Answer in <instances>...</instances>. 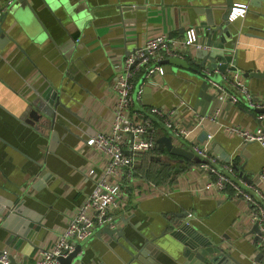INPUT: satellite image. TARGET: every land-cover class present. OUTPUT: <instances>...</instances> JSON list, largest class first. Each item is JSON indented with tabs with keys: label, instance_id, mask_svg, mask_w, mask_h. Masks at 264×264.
<instances>
[{
	"label": "crops",
	"instance_id": "1",
	"mask_svg": "<svg viewBox=\"0 0 264 264\" xmlns=\"http://www.w3.org/2000/svg\"><path fill=\"white\" fill-rule=\"evenodd\" d=\"M233 1L248 8L244 15L233 14V25L240 31L227 69L234 65L242 73H264V0ZM26 3L9 6L2 22L11 40L0 49V250H11L20 264H34L37 249L54 244L91 193L89 171L104 164L103 155L87 140L110 126L116 101L114 80L124 57L153 35L180 38L192 26L199 32L202 48L212 49L205 46L207 39L198 26L222 12L227 0ZM222 61L217 58L218 64ZM205 68L199 72L173 64L172 71L147 81L145 88L150 90L144 89L135 106L179 105L175 119L189 129V137L199 142L209 138L218 163L242 167L243 178L257 182L256 173L264 167V146L244 143L225 127L264 128L263 113L249 108L243 98L237 104L228 102L207 80ZM155 80L161 81L159 87ZM245 80L254 97L264 100V77ZM47 89L59 95L56 116L32 119L35 103ZM187 105L202 115L216 116L197 120ZM155 121L157 139L172 135L176 145L192 150L188 141ZM220 150L230 156V162L222 159ZM164 157L172 165L187 166L172 182L155 170ZM199 164L197 159L170 154L166 145L144 154L141 167L125 179L122 207L113 212L116 225L110 228H123L124 235L112 236L98 227L82 244L76 264H147L151 257L161 264H186L184 244L170 234L181 221L191 223L241 263L259 260L258 240L246 237L253 227L249 203L203 192L200 187L209 177ZM145 241L152 248L141 254ZM224 264L236 263L224 260Z\"/></svg>",
	"mask_w": 264,
	"mask_h": 264
},
{
	"label": "built area",
	"instance_id": "2",
	"mask_svg": "<svg viewBox=\"0 0 264 264\" xmlns=\"http://www.w3.org/2000/svg\"><path fill=\"white\" fill-rule=\"evenodd\" d=\"M17 1L0 0V21L8 7ZM247 8L246 3H236L233 14L244 15ZM199 38V32L193 26L180 38L169 37L164 33L156 34L124 57L123 67L117 71L114 80L116 101L112 108L110 126L87 140L89 146L103 155L104 164L100 170L89 171V178L93 182L91 193L77 206L67 227L54 244L37 249L34 264H60L59 257L68 256L78 243L89 239L98 227L116 225L113 212L123 205L125 179L134 175L144 154L156 151V118L162 121L174 136L188 141L192 150L206 160L199 164L201 170L209 177L200 187L203 192H215L233 199H244L249 203L251 226L257 224L259 227L258 249L262 252L261 258L253 264H264V167L256 173L257 182H249L236 171L233 163H218L211 152L209 138L199 142L189 137V129L175 119L179 105L151 106L148 109L135 106L143 98L147 81L151 82L153 77L164 74L163 65L159 62L170 56L184 57L190 48H202L203 44ZM142 68H145L143 81L136 83L135 76ZM217 74L221 76L220 81L214 79ZM204 75L228 102L237 104L243 98L251 109L264 107V100L254 97L242 72L230 68L223 72L216 67L205 68ZM153 84L159 87L161 81L155 80ZM187 107L191 111L190 115L197 120L216 116L202 115L192 106ZM261 118H264V113ZM225 130L241 136L244 143L258 142L264 146L262 126L251 130L238 124H229ZM256 235L257 232H252L251 229L246 237L256 238ZM11 255L12 251L8 248L1 250L0 263L10 264Z\"/></svg>",
	"mask_w": 264,
	"mask_h": 264
},
{
	"label": "water",
	"instance_id": "3",
	"mask_svg": "<svg viewBox=\"0 0 264 264\" xmlns=\"http://www.w3.org/2000/svg\"><path fill=\"white\" fill-rule=\"evenodd\" d=\"M27 0H18V3L23 4L24 6L28 4ZM25 3V4H24ZM22 5V7H24ZM234 1L227 0L226 8L223 11L216 13V17L209 18L208 21L202 22L199 24V28L202 30L201 37H206L205 46H213L212 49L208 50L205 48H199L195 51L189 50L187 53V57H176L170 56L166 59H162L159 63L163 65L164 73L168 71H172V65L188 67L189 69L197 70L200 72L199 68L214 69L218 67L221 71L225 72L228 67V63L233 61V51H236V37L239 36V28L233 25V12H234ZM15 6V5H14ZM16 7V6H15ZM18 9L13 12H17ZM21 12V11H20ZM19 12V14H20ZM5 13L0 21V49H3L6 44L11 40L9 34L3 28V19L6 16ZM227 39H229L230 47L227 48ZM229 50H226V49ZM231 49V50H230ZM221 57L222 62L218 64L217 58ZM200 60V62L198 61ZM210 61L211 64L206 66L207 61ZM192 62V63H191ZM167 63V64H165ZM230 69L236 71L238 68L236 66H232ZM242 75L244 78H249L252 76L264 77L263 72H243ZM214 79L220 81L221 76L219 74L214 76ZM145 91H149L150 87L144 88ZM55 91V92H54ZM42 97V98H41ZM40 97L41 100L35 103V109L32 112V119H39L41 115H46L50 118H54L56 116V109L59 105L58 99L59 95L56 90L47 89L45 93ZM258 112L264 113V107L255 109ZM206 136V135H205ZM206 137H203L204 141ZM202 139V138H201ZM207 139V138H206ZM164 145H166V149L170 154L181 156L185 159L194 160L197 159L198 163H202L206 161L204 158L196 154L193 150L185 148L183 146H178L173 141V136H162L157 139V146L159 149L163 150ZM216 149V147H215ZM218 150V149H216ZM222 153V159L230 162V156L220 150ZM219 151V152H220ZM243 172H241V175ZM246 178V177H244ZM107 232L109 235H114L118 233L119 235H124L123 228H110L109 226H104L103 230ZM257 232L256 240H260V231L257 224H255L252 228V232ZM97 234H100L98 232ZM170 234L180 240L184 246V254L189 261L186 264H224V260L235 262L236 264H243L237 258L232 256L226 249H224L221 245L214 244L209 238H207L204 234H202L196 227H194L189 222H178L176 223V227L174 230L170 232ZM88 240V239H87ZM86 240L77 244L76 248L69 253L66 257H59L60 264H76L79 258L80 251L82 249V244ZM150 241V240H149ZM149 241H145L146 244L142 246L140 252L141 254H146L147 248H152V245ZM1 253V250H0ZM139 255V254H138ZM136 256V259H142L140 256ZM262 256V252L259 254V258ZM147 264H161L155 258H149ZM1 264V263H0ZM10 264H20L17 262L14 256H10Z\"/></svg>",
	"mask_w": 264,
	"mask_h": 264
},
{
	"label": "trees",
	"instance_id": "4",
	"mask_svg": "<svg viewBox=\"0 0 264 264\" xmlns=\"http://www.w3.org/2000/svg\"><path fill=\"white\" fill-rule=\"evenodd\" d=\"M144 73H145V68H142L141 70H139L135 76L134 81L136 83H139V81L141 82L144 78ZM156 151L158 152V148H156ZM186 168H187V166H185L183 164L176 163V164L172 165V163H170L168 161L167 163H163V164L161 163V166L158 168H155V170H156V173L158 175H162V177L164 176L170 182H172V181H174V175H177V174L184 172ZM235 168H237L238 171L244 173V170L242 169V167H238L236 165Z\"/></svg>",
	"mask_w": 264,
	"mask_h": 264
},
{
	"label": "rangeland",
	"instance_id": "5",
	"mask_svg": "<svg viewBox=\"0 0 264 264\" xmlns=\"http://www.w3.org/2000/svg\"><path fill=\"white\" fill-rule=\"evenodd\" d=\"M144 161V160H143ZM169 161V159H168V157H164L160 162H159V164H155V166H157V167H160L161 166V163L163 164V163H167ZM145 162H147V163H151V162H149L148 160H146ZM141 165V164H140ZM138 166V167H141V166ZM150 165H152V164H150ZM160 165V166H159Z\"/></svg>",
	"mask_w": 264,
	"mask_h": 264
},
{
	"label": "flooded vegetation",
	"instance_id": "6",
	"mask_svg": "<svg viewBox=\"0 0 264 264\" xmlns=\"http://www.w3.org/2000/svg\"><path fill=\"white\" fill-rule=\"evenodd\" d=\"M12 6H14V5H12ZM12 6H11V7H12Z\"/></svg>",
	"mask_w": 264,
	"mask_h": 264
}]
</instances>
